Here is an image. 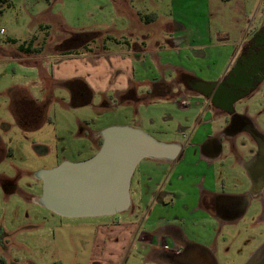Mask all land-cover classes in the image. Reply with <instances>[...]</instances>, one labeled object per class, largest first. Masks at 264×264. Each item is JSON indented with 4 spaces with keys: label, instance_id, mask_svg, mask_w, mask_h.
Returning <instances> with one entry per match:
<instances>
[{
    "label": "rangeland",
    "instance_id": "obj_1",
    "mask_svg": "<svg viewBox=\"0 0 264 264\" xmlns=\"http://www.w3.org/2000/svg\"><path fill=\"white\" fill-rule=\"evenodd\" d=\"M0 10V264H92L96 225L108 217L59 221L61 217L34 201L32 196L41 193V182L35 173L62 161L76 162L94 155L100 139L97 146L93 134L104 126L137 127L159 141L179 140L185 144L193 134L192 140L201 132L215 133L223 128L226 116L212 108L207 110L201 96L177 86L165 96L147 97L150 89L143 91L145 83L135 84L138 101L124 98L127 91L110 90L106 94L92 93L90 103L73 106L71 93L60 81L52 80L44 60L65 52L99 51L110 56L119 49L112 41L115 30L125 26L128 32L123 37L130 44L140 46L139 37L149 34L144 46H165L171 39L174 19L188 29L198 28L205 37L210 31L213 42L224 39L235 46L264 25V0H6L0 3ZM135 10L145 17L157 14V19L140 23ZM31 39L34 46L42 47L41 51L32 55L21 52L19 45ZM221 53L226 55L227 49ZM223 62L216 59L215 63L205 62L204 67L194 62L189 68L198 77L208 78L213 74H206L207 69L214 68L213 73H218ZM27 63L35 66V73L28 68L33 65ZM14 85L38 98L36 104L44 116L38 127L24 130L16 124L10 106ZM182 99L187 102L185 106H180ZM234 111L248 117L264 137V80L235 103ZM30 124H26L27 128ZM222 148L223 161L214 164L211 177L217 189L223 188L225 178V189L229 190V183L237 180L230 176L232 167H236L234 158H248L256 152V145L241 135L233 145L224 140ZM168 168L149 158L137 164L130 183L133 208L137 206L134 191L139 190V185H157ZM141 215L135 212L132 220L139 223ZM115 216L120 221L132 217L127 212ZM246 220L245 225L223 229L212 246L216 264H244L264 242V225L252 227V219ZM186 229L192 234L195 230L190 226ZM152 257L151 252L132 240L123 249L118 264H161Z\"/></svg>",
    "mask_w": 264,
    "mask_h": 264
},
{
    "label": "crops",
    "instance_id": "obj_2",
    "mask_svg": "<svg viewBox=\"0 0 264 264\" xmlns=\"http://www.w3.org/2000/svg\"><path fill=\"white\" fill-rule=\"evenodd\" d=\"M135 14L140 23L147 24L157 19V14L154 13L148 18L136 10ZM130 22L133 23L131 20ZM171 23L173 24L170 27L171 39L165 46L159 44L151 48L144 46V41L148 39L149 34L139 37L140 46L132 45L129 43L130 40L123 37L128 32L124 30V28L127 29L125 26L115 30L116 37L114 36L115 40L112 41L119 49L114 51V54L109 56L105 52L99 54V51L95 54L85 51L56 54L52 59L44 60V68L48 66L52 80L60 81L68 92H70L66 85L68 81L78 80L86 85L88 95L87 93L83 94L80 99L87 98L89 99L88 103L91 101L92 93L96 92H105L106 94L110 90H124L136 96L135 84L137 83L147 85L143 88L145 92L154 84H158L161 90L167 89L164 91L165 96L171 92L174 86L181 88V83H175L176 77L181 72L194 76L201 82H209L208 80L221 77L228 71L234 59L241 55V47L248 42L247 38L259 29L255 28L247 38L241 39L235 46H231L230 42H226L224 39H217L213 42L210 31L209 35L205 37L199 33L198 28L188 29L183 22L176 19ZM260 29H264V25ZM110 35L113 34L110 33ZM222 49H227L226 55L221 53ZM216 59H224L220 72L213 73L214 68H209L206 74L213 75L208 78L198 77L194 70L189 68L190 64L195 63L204 67L205 62L215 63ZM26 65L33 64L27 63ZM28 68L31 69V73L36 72L34 65ZM111 76L113 78L110 81L109 77ZM169 84L173 86L171 89L167 87ZM14 86L10 90V106L16 124L24 130L38 127L39 123L44 121V116L41 113L33 115L29 112L23 119L24 126L17 121L14 114V102L20 99V101H24L25 106L30 107L32 105L28 100L36 101L38 98L31 96V93L21 91V87ZM185 92L201 95L191 89H186ZM201 102L203 103V101ZM29 123L32 124L28 126L30 128H27L26 124ZM25 126L26 128H24ZM100 130L93 134V143L96 145ZM209 133V131L201 132L199 138L194 137L192 140V137L195 136L193 134L188 137L185 144L179 140L168 141V143L179 144L181 149L177 157L171 161L157 160L163 166H169L167 173L162 179L160 178L161 181L157 185L151 186L146 182L139 185V190L134 191L137 195L135 196L137 206L133 208L131 201L128 209L123 211L127 212L129 216L134 215L135 212L143 214L144 220L138 224L137 228L133 223L135 219L132 220L134 216L127 221H122L120 226L114 227L112 230L98 227L92 239L91 260L93 263L118 264L123 249L129 242L135 240L145 250L153 254L154 261H159L161 264H178L172 260V253L175 249H182L184 245L189 244L194 248L199 247L207 250L211 254L212 246L216 245L224 228H237L240 225H245L247 217L252 219V227L257 228L256 225H264V179L261 177L263 175L254 172L251 167L245 165L255 158L258 149L246 159H241L239 156L234 158L233 163L236 167H232L233 173H230V176L237 180L229 183V186L232 185V187L228 190L225 189L227 182L223 178V188L217 189L215 178L211 177V173L214 164L223 161L224 140L210 141L213 138L207 136ZM229 140V145L236 143V140L234 142ZM259 185L261 188H258ZM131 187L132 184L130 189ZM32 197L37 199L39 196ZM188 226L195 228L193 234L186 229ZM257 231L258 229L255 230V232ZM263 244L264 242L257 249ZM257 249L251 251L252 253L244 264ZM195 252L197 253L196 250ZM261 258L264 259V253L253 264H260Z\"/></svg>",
    "mask_w": 264,
    "mask_h": 264
},
{
    "label": "water",
    "instance_id": "obj_3",
    "mask_svg": "<svg viewBox=\"0 0 264 264\" xmlns=\"http://www.w3.org/2000/svg\"><path fill=\"white\" fill-rule=\"evenodd\" d=\"M99 136L100 146L91 157L62 161L35 173L41 182L37 198L41 206L68 218L108 217L123 212L130 206V183L137 164L145 158L171 161L181 149L177 143L159 141L140 128L127 125L105 127ZM255 140L263 147L259 146L258 156L245 165L256 163V168L264 163V137L257 135ZM194 249L204 260L191 264H215L207 250ZM263 253L264 244L245 264H253ZM172 260L181 264V254H174Z\"/></svg>",
    "mask_w": 264,
    "mask_h": 264
},
{
    "label": "flooded vegetation",
    "instance_id": "obj_4",
    "mask_svg": "<svg viewBox=\"0 0 264 264\" xmlns=\"http://www.w3.org/2000/svg\"><path fill=\"white\" fill-rule=\"evenodd\" d=\"M250 37L251 38L247 40L248 42L243 44L241 47V55H238L234 59L228 71L225 72L221 77L210 80L206 84L199 81L194 76L181 72V74H178L176 77L175 83H181V89L184 91L186 89H191L200 93L207 110L210 111L212 108L218 110L220 113L226 116L224 119L225 126L220 131L215 133L210 132L207 135L210 138H213L210 141H218L219 139H222L226 140L228 143L230 141L229 139H231L234 142L237 137L245 135V137L255 143L257 150L259 146L263 147L261 142L255 140L257 135L261 136L258 128L254 125V123H252V121H250L248 117L245 115L236 114L234 111L235 103L255 91L260 83L264 80V29H258L254 31ZM71 41L77 40L72 39ZM167 87L168 89H171L173 86L169 84ZM86 90V88H83L81 95L86 94ZM164 91H167V89H164ZM164 91L158 87V84H154L153 87L150 88V92H147L148 94L146 96L148 97L149 94L152 96H164ZM123 97L135 99L136 101L139 100L138 97L134 96L130 92H125ZM98 137L101 140L100 136ZM257 156L258 154H256L255 157ZM255 166L256 163L251 164L253 171L262 174L263 176L261 177L264 179V163H260V165L256 168ZM34 201L37 202V199H34ZM54 214L58 217H61L59 218V221H62V218H68L60 216L56 213ZM143 220L144 216L142 214L139 223H141ZM133 223L136 228L139 226V223L136 221H133ZM120 224H122V221H120L119 217H116L114 214L112 216H108V219L105 222L96 225V229L98 227H102L112 230L114 227L120 226ZM193 248L194 247L188 244L184 245L182 249H178V253L181 254V264H191V262L195 260H204L203 256L194 252ZM172 254L174 255L175 253ZM262 258L260 260V264H262L264 261ZM92 264L95 263L92 262Z\"/></svg>",
    "mask_w": 264,
    "mask_h": 264
},
{
    "label": "trees",
    "instance_id": "obj_5",
    "mask_svg": "<svg viewBox=\"0 0 264 264\" xmlns=\"http://www.w3.org/2000/svg\"><path fill=\"white\" fill-rule=\"evenodd\" d=\"M1 2L5 3L6 0H0V3ZM0 13H1V10H0ZM145 18H148V17H145ZM108 38L112 39V38H110V36H108ZM18 48L21 52L33 54V53L40 52L42 47L33 46V41L31 39L26 44H24V43L20 44ZM66 53H71V52H65V54ZM66 85L70 90L71 102H72L73 106L83 105L89 101V99H87V98H86L87 100L86 99H82V100L80 99L81 98L80 96L82 94V90H83V88H85L83 83H81L78 80H73V81H68L66 83ZM87 95H88V92H87ZM28 101L32 106H30V107L25 106L24 101H20V99L14 102V112H15L14 114L17 118V121L20 122L22 124V126H24L23 125V119L26 117V115L29 114V112L33 113V115H37L36 113H39V114L41 113L39 107L36 104V101H34L32 99H30ZM27 108L29 109L28 111L26 110ZM24 128H26V126ZM100 143H101V140H100Z\"/></svg>",
    "mask_w": 264,
    "mask_h": 264
},
{
    "label": "built area",
    "instance_id": "obj_6",
    "mask_svg": "<svg viewBox=\"0 0 264 264\" xmlns=\"http://www.w3.org/2000/svg\"><path fill=\"white\" fill-rule=\"evenodd\" d=\"M0 32H2V30H0ZM180 104L185 106V105L187 104V102H186L185 100L182 99V100H180ZM174 253H175V254L178 253V249H175V250H174Z\"/></svg>",
    "mask_w": 264,
    "mask_h": 264
}]
</instances>
